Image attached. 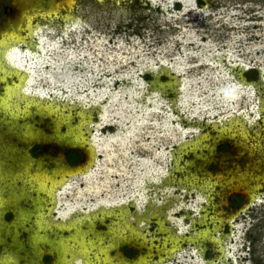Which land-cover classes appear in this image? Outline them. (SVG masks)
Here are the masks:
<instances>
[{"label":"rangeland","instance_id":"rangeland-1","mask_svg":"<svg viewBox=\"0 0 264 264\" xmlns=\"http://www.w3.org/2000/svg\"><path fill=\"white\" fill-rule=\"evenodd\" d=\"M14 2L0 40L27 37ZM56 3L9 44L26 97L0 68V263L67 264L79 231L89 264H264V0ZM60 165L84 176L50 213L27 178Z\"/></svg>","mask_w":264,"mask_h":264},{"label":"bare ground","instance_id":"bare-ground-1","mask_svg":"<svg viewBox=\"0 0 264 264\" xmlns=\"http://www.w3.org/2000/svg\"><path fill=\"white\" fill-rule=\"evenodd\" d=\"M43 0H15V4L16 6L19 7V10L21 11L20 18L23 25H20L17 27L18 31L23 32L24 34H27V37H16V36H12L11 38L8 39V41L6 40L7 38V33H3L1 35V40H0V48H1V52H0V68H2L3 64L8 66V69L10 70L9 76L13 77L17 84L15 85H8L5 87L4 89V95L6 96V98L8 97H13V96H17V95H21V98L26 97L27 94V90L25 88L26 85L29 84L30 80H28L27 77V73L28 70L26 67H23L24 64V57L17 55L15 52V50L13 49V47H11V45L9 46V44L11 43L12 45L18 44L20 46L23 47H30V40H32L33 38H35L34 35V30L31 28V21L33 20V18L29 15V12L32 14H35L36 12H40L45 14V17L47 18H52L54 17L56 14L58 15V6L59 3L53 4L52 8H50V6L48 8H45L42 4ZM97 1H102V0H97ZM25 5V6H24ZM27 5V6H26ZM68 8V7H67ZM69 8H72L71 5L69 4ZM48 12L44 13V12ZM40 14L37 13V16H39ZM36 17V16H35ZM19 18V19H20ZM27 26V27H26ZM12 34H15L14 32H12ZM7 73V72H6ZM2 107H4L2 105ZM1 107V108H2ZM72 141V142H71ZM70 142H68V144H70L72 147L74 146H79V141L77 140H71ZM90 153V152H89ZM89 157V156H88ZM3 162L0 160V166H2ZM21 164H19L20 166ZM79 168V166H71V167H67V166H58L57 168H55L54 170H51L48 175L44 174L43 172H41V170H36V173L29 175L28 176V180H30V182H32L34 185H36V189L41 193V194H45L50 200H49V210L50 213H54L55 210L57 208V204H58V195L60 193H64L66 191V182H67V178L73 177L77 174V169ZM23 172L22 174H26L25 172L27 171V167H25L24 165L22 166ZM37 172H40L37 173ZM77 175H82L78 173ZM21 177V176H20ZM3 179L2 177V173H1V167H0V183L2 182L1 180ZM3 191L2 188H0V192ZM12 202V200H10ZM9 199H4L0 196V213L2 210L6 209L7 206H10L11 203H8ZM69 210V208H68ZM57 211V210H56ZM16 212V211H15ZM63 213V212H60ZM17 214V213H16ZM63 219H66L65 217H63ZM62 225L64 226H69L67 228L63 227L59 230L61 231H68L70 229H74L73 227H71V225L65 221H63ZM119 233H124V231H119ZM36 241H38L37 238H35ZM69 242H71V244H73V250L70 252L71 253V258L69 260V262L67 264H89L87 261H85L86 257V244L82 241V236L81 233L79 231H76L74 236L68 239ZM35 241V242H36ZM32 243L34 241H31ZM34 242V243H35ZM43 242V241H41ZM50 245L47 244V247L49 248ZM55 247V246H54ZM53 248H49V250L52 251ZM57 247V246H56ZM60 247V246H59ZM70 247V245H69ZM61 248V252L64 251H68V247L64 246V250H62L63 248ZM40 252L37 251L35 254H37V256H35L34 258L37 260H40L41 258V254H42V250H39ZM81 257V258H80ZM5 258V257H4ZM6 259V260H5ZM5 259L2 260V262L0 264H15V260L14 257L11 255H8V257H6ZM54 263L55 264H62V262L60 261V259L55 256L54 259Z\"/></svg>","mask_w":264,"mask_h":264},{"label":"flooded vegetation","instance_id":"flooded-vegetation-1","mask_svg":"<svg viewBox=\"0 0 264 264\" xmlns=\"http://www.w3.org/2000/svg\"><path fill=\"white\" fill-rule=\"evenodd\" d=\"M13 5L16 6L15 2L13 3ZM16 7H17V9L19 8L18 6H16ZM69 158H71V162H70V163H72V156H71L70 154L68 155V159H69ZM73 159H74V157H73ZM46 257H50V260H51V261L53 260V262H54V259H55V258L53 259V258L50 256V253H48V254L46 255Z\"/></svg>","mask_w":264,"mask_h":264},{"label":"trees","instance_id":"trees-1","mask_svg":"<svg viewBox=\"0 0 264 264\" xmlns=\"http://www.w3.org/2000/svg\"><path fill=\"white\" fill-rule=\"evenodd\" d=\"M72 161H73V163H77L78 161H80V156L78 155V156L74 157V159L72 158Z\"/></svg>","mask_w":264,"mask_h":264}]
</instances>
